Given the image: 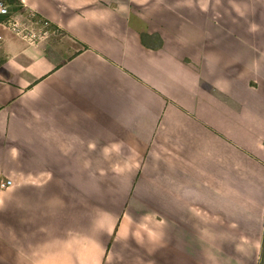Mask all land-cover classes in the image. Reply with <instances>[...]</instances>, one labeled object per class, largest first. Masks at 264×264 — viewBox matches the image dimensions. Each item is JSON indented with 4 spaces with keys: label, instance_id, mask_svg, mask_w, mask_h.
Segmentation results:
<instances>
[{
    "label": "crops",
    "instance_id": "1",
    "mask_svg": "<svg viewBox=\"0 0 264 264\" xmlns=\"http://www.w3.org/2000/svg\"><path fill=\"white\" fill-rule=\"evenodd\" d=\"M2 2L0 264H257L264 0Z\"/></svg>",
    "mask_w": 264,
    "mask_h": 264
},
{
    "label": "built area",
    "instance_id": "2",
    "mask_svg": "<svg viewBox=\"0 0 264 264\" xmlns=\"http://www.w3.org/2000/svg\"><path fill=\"white\" fill-rule=\"evenodd\" d=\"M7 12H8L7 5L4 4L2 0H0V13L6 14ZM8 24L12 30H14L17 33H20L22 36H27V35L33 36L30 30L26 29L25 31V28H20L15 21L11 22L8 20ZM9 183H10V180L7 177L0 179V188L6 187L7 185H9Z\"/></svg>",
    "mask_w": 264,
    "mask_h": 264
},
{
    "label": "rangeland",
    "instance_id": "3",
    "mask_svg": "<svg viewBox=\"0 0 264 264\" xmlns=\"http://www.w3.org/2000/svg\"><path fill=\"white\" fill-rule=\"evenodd\" d=\"M260 262H263L264 264V247L260 253V250H259V254H258V258H257V264H259Z\"/></svg>",
    "mask_w": 264,
    "mask_h": 264
},
{
    "label": "trees",
    "instance_id": "4",
    "mask_svg": "<svg viewBox=\"0 0 264 264\" xmlns=\"http://www.w3.org/2000/svg\"><path fill=\"white\" fill-rule=\"evenodd\" d=\"M264 247V221H263V231H262V237H261V247H260V253ZM259 264H263V262H260Z\"/></svg>",
    "mask_w": 264,
    "mask_h": 264
}]
</instances>
